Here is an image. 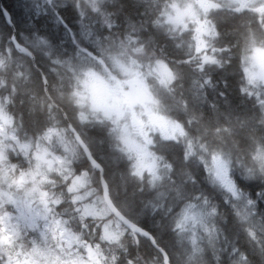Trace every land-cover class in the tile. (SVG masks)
Segmentation results:
<instances>
[{
  "label": "clouds",
  "instance_id": "1",
  "mask_svg": "<svg viewBox=\"0 0 264 264\" xmlns=\"http://www.w3.org/2000/svg\"><path fill=\"white\" fill-rule=\"evenodd\" d=\"M0 264H264V0H0Z\"/></svg>",
  "mask_w": 264,
  "mask_h": 264
}]
</instances>
